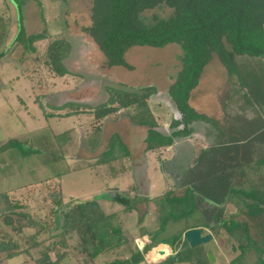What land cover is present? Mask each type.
I'll list each match as a JSON object with an SVG mask.
<instances>
[{
    "label": "rangeland",
    "instance_id": "obj_1",
    "mask_svg": "<svg viewBox=\"0 0 264 264\" xmlns=\"http://www.w3.org/2000/svg\"><path fill=\"white\" fill-rule=\"evenodd\" d=\"M10 1L8 7L4 0H0V51L9 49L0 59V193L7 192L11 195L10 199L29 203L30 215L46 226H50L51 219L45 217L46 203L42 199L50 189H60L66 206L73 202L96 200L102 210L109 213L119 211L126 205L130 209L121 216L122 227L140 251L148 243L146 234L156 228L153 206L148 199L163 195L166 191L180 196L189 179L195 183L191 186L199 200L190 216L168 222L158 235L159 240L167 242L179 235L183 239L184 230L196 226L203 230V234H208L205 227L214 224L213 214L218 207H222L226 221L233 219L245 223L257 247L264 248V216L250 220L234 205H220L228 195L241 203L239 191H245L262 197L264 207V127L257 129L255 119L247 118L252 116L249 111L244 112L243 109L240 112V116L245 114L247 120L241 118L236 121L238 141L231 142V138L224 135L230 140L229 143L203 154L205 166L201 168V164H198L192 174L188 172L180 179L173 176L172 181L164 174L168 170L164 169L163 172L158 163L171 156L172 150H158L156 157L154 153H149L146 176L150 187L146 193L144 182H140L142 176L133 177L126 160L120 162L116 167L118 170L114 172L96 164L109 137L115 133L131 147L132 156L139 165L146 128L130 124V110H119L102 120L100 143L92 150L85 144L91 119L83 113L90 110L88 107L107 100L105 88L140 93L142 88L154 86L156 92L149 97L148 107L154 120L166 125L172 114L164 106L168 105L165 92L178 71L176 57L179 49L175 45L162 50L133 48L125 54V62L131 70L108 67L103 54L83 30L91 24V0H41L40 6L29 0ZM16 6H19V10ZM153 13L165 16L168 11L153 10L146 12V15ZM19 26L27 35L45 32L50 37L63 36L70 43L69 55L63 61L68 71L66 76L58 79L43 66L27 61L35 54L25 52L21 43L14 42ZM44 43L37 45V52L42 51ZM240 59L238 65L240 63L239 67L243 69H239V72L249 75L248 79L253 80V93L261 94L262 88L255 81L261 76L257 61L245 57ZM220 69L215 63L209 64L191 98L192 106L199 113L214 120L218 118L217 109L220 111L217 104L223 103L226 94L232 90ZM29 75L33 77L31 80L27 77ZM70 103L81 106L77 111L82 113L77 117H57L71 110L65 107ZM241 103L238 102V105ZM83 106L87 108L84 110ZM247 134L250 137L246 139ZM199 137L202 136L198 134L191 140L196 151L204 145ZM12 141H16L17 146L4 147V144ZM134 179L139 184L138 190H133ZM9 231L0 220V235L9 234ZM208 231L212 240L204 247L213 257L212 264L255 263L258 254L256 246L240 256L222 229L218 230L217 235ZM34 232L33 229H24L26 234ZM50 235L42 231L37 236L42 247L54 243ZM152 248L146 251L144 258L147 263L156 264L161 255L149 257L148 252L156 249V246ZM62 252L63 249L56 244L51 257L54 259ZM38 254L39 250L33 249L30 255L22 254L1 264H34L33 259ZM60 264L77 263L68 256Z\"/></svg>",
    "mask_w": 264,
    "mask_h": 264
},
{
    "label": "trees",
    "instance_id": "obj_2",
    "mask_svg": "<svg viewBox=\"0 0 264 264\" xmlns=\"http://www.w3.org/2000/svg\"><path fill=\"white\" fill-rule=\"evenodd\" d=\"M29 1L40 6L41 0ZM4 2L7 5L11 1ZM16 7L19 10V6ZM164 9L168 11L165 16L157 13L146 15V12ZM90 22V26L83 30L103 54L108 67L131 70L125 62V54L133 48L160 50L175 45L179 49L176 57L178 71L165 92L177 115V118L170 120V134L161 131L159 120H154L148 107V99L155 93V87H144L140 93L105 88L107 100L88 107L90 110L83 113L91 119L85 144L92 150L100 143L102 120L122 109L130 110L131 124L147 128L146 150H160L170 146L174 140L191 136L203 122L209 123L217 131L213 120L200 115L189 105L190 93L198 86L205 66L213 57L226 72L231 94L245 90H249V94L253 93V80H249L246 73L239 72L243 68L239 67L238 58L257 61L261 76L255 81L260 87L264 86V0H91ZM43 41L42 51L37 52V45ZM14 42L21 43L25 52L35 54L27 61L43 66L51 76L60 79L68 74L63 61L69 55L71 45L63 36L50 37L45 32L27 35L19 26ZM5 49L0 51V59L9 50ZM27 77L30 80L33 78L30 75ZM244 92L241 96L244 106L253 107V102H257L263 109L264 94L258 92L255 100H251ZM225 100L226 104L229 103V99ZM65 107L71 110L57 117H77L82 113L77 111L81 107L78 104L70 103ZM83 108L85 110L87 106ZM15 146L16 141L4 144L6 148ZM209 150L199 151L195 162L199 163ZM127 159V149L114 133L99 154L96 164L114 172L118 170V164ZM195 192L193 186H188L180 196L166 191L163 195L148 199L153 206L156 228L146 234L148 243L140 251L122 227L121 216L130 209L126 205L119 211L109 213H105L96 200L73 202L66 206L60 189H50L42 199L46 203L45 217L51 219L50 226H46L30 215L29 203L12 200L9 193L2 192L0 220L9 228L10 235H0V264L22 254L30 255L33 249L39 250L37 258L33 259L34 264H60L68 256L77 264H141L146 251L159 244L168 245L173 252L161 263L210 264L204 245L190 248L180 235L167 242L158 239L168 222H176L192 214L199 200ZM239 193L241 203L228 195L220 205H234L250 220L264 216L262 197L245 191ZM223 211L224 208L218 207L212 218L214 224L206 228L214 235L222 229L240 256L255 249L257 243L252 239L248 226L233 219L226 221ZM24 229H33L35 232L26 234ZM42 231L51 234L55 240L53 244L42 247V243L37 240ZM56 244L60 245L63 252L53 259L51 254ZM256 250L258 254L254 264H264V248L257 247ZM159 252L161 256L167 254L168 248L158 246L150 252L149 257L160 256Z\"/></svg>",
    "mask_w": 264,
    "mask_h": 264
},
{
    "label": "crops",
    "instance_id": "obj_3",
    "mask_svg": "<svg viewBox=\"0 0 264 264\" xmlns=\"http://www.w3.org/2000/svg\"><path fill=\"white\" fill-rule=\"evenodd\" d=\"M152 50H154V49H152ZM160 50H162V49H160ZM127 53L128 52H126V54ZM239 60H241V59L238 58L237 59V63L239 62ZM212 63H215L219 67V69L221 68L223 70V73L225 74L226 80H227V75H226L225 70L221 67L220 63L217 61V59L215 57H213L211 59V61L205 66V68L209 64H212ZM205 68H204V70H205ZM204 70H203V73H204ZM222 70H221V72H222ZM203 73L201 75H203ZM223 73L221 74V76L223 75ZM200 80H201V78L199 79V82H200ZM198 85H199V83H198ZM261 88H262L261 94H264V86L261 87ZM192 92L190 93L189 105L197 113H199L197 111V109L195 107H193L192 104H191ZM243 92L239 91L238 92L239 95H238V94H231V91H230L229 93L226 94V97L223 99V103L220 102L219 104H217V106H219V109H220V111H218V109H217V113H218L217 120L218 121L214 120V118L206 116L205 114H203L201 112L199 113L200 115L206 117L207 119L213 120L216 123L217 127H218L217 131L214 129V127L212 125H209V123L207 124V123L203 122V123H200L198 125V127L195 129V132L193 134H191V136H188V137H186V138H184L182 140H174L173 143L170 146L162 148V149L169 148V149L172 150V155L171 156H169L167 158H164L165 160L161 159V160L158 161V163L160 165V168H161V170H163V172L165 171L164 169L168 170V173L164 172V174L167 175V177L171 178L172 181H174L173 180L174 179L173 176L176 177V179H178V178L180 179V178L184 177L185 175H187L188 172L191 173L192 170L194 168H196V166H198V164H201V168H203L205 166V162L203 161V158H202V160L199 163L195 162L199 151H204L206 149H208V150L209 149H216L218 147L222 148L226 144H228L229 143L228 141H230V140H231V142L238 141L237 139H239V136H237V132H236V121L241 119V118L246 119V115L245 114L240 116V112L243 111V109H244V112L247 110V111H249V113L252 114V116H247V118L249 117L250 118L249 120H252L253 118L255 119L256 124L258 125V128H257L258 130H260L262 127H264V109H262V107H259L257 102H253V107L252 106H250V107L244 106L243 105V100L241 98V96H243ZM245 92H247V91L245 90ZM247 94L250 96L251 100H255V98H256L255 96L258 95V92H256V94L255 93L249 94V90H248ZM167 99L168 100H166L167 101L166 103L168 105L164 104V106L167 108V110H169V113H170L171 110H170L169 107H170L171 104H170L169 98H167ZM225 99H227V100L229 99V103L226 104L225 103L226 102ZM240 101L242 103L240 105H238V102H240ZM257 113H259V115ZM171 114H172V112H171ZM262 119H263V121H262ZM170 120H169V122L166 125H161V131L164 134H166V135H169L170 132H171L168 129V126L170 124ZM133 126L139 127V126H136V125H133ZM143 128H145V127H143ZM146 134H147V128L145 129V136L142 139L143 148H142L141 153H139L140 154V157L138 159L139 163H140L139 165H138V163H136L137 161H135L137 159L132 156L133 152H132L131 147H129L127 145V143H125L123 141L121 136H119L118 134L117 135L119 136L121 142L125 145V147L127 149L128 159L126 161H127L128 165L130 167L129 169L132 170L133 177H135L137 175L138 176H142L141 179H140V182L141 181L144 182V185L146 187V193H147L149 191V187H150L148 179H147V176H146L147 167H148V161H147L148 159H147V157H148L149 153H154L155 157H156V151H158V150H146V143H145ZM198 134H200L202 136V137H199V139L204 143V145L201 146L198 151H196L195 150L196 147L191 143V140L193 139L194 136H196ZM224 135H226V137L229 136L228 138H231V139L228 140V138L227 139L224 138ZM236 137H237V139H236ZM245 137L247 139L248 137H250V135L247 134V136H245ZM233 139H236V140H233ZM183 140H186V141L183 142ZM182 170H183V172H182ZM188 181H190V182H189V184H186L187 182L184 184L183 191H184V189L186 187L191 186V184L195 185V183H193L192 180L188 179ZM134 189L135 190L139 189V184L136 182L135 179H134ZM149 199H151V198H149ZM192 228H198V226L187 228L184 231H186L188 229H192ZM207 229L208 228H206V231L209 233V231ZM158 246H165V247L168 248V253L166 255L160 257V259H158L156 261V264H161V262L163 260H165L166 257L172 255L173 252H172V249L168 245L159 244V245L156 246V248ZM206 252H208V251L206 250ZM148 253L150 254V252H148ZM159 253L161 255V252H159ZM152 262H155V261H152ZM212 263H213V261H212ZM141 264H154V263H147L145 258H144V262L141 263Z\"/></svg>",
    "mask_w": 264,
    "mask_h": 264
},
{
    "label": "water",
    "instance_id": "obj_4",
    "mask_svg": "<svg viewBox=\"0 0 264 264\" xmlns=\"http://www.w3.org/2000/svg\"><path fill=\"white\" fill-rule=\"evenodd\" d=\"M183 239L190 248L197 247L199 245L207 244L211 241L212 236L208 234H203L201 228H192L183 232ZM207 258L210 263L213 261L211 253H207Z\"/></svg>",
    "mask_w": 264,
    "mask_h": 264
},
{
    "label": "flooded vegetation",
    "instance_id": "obj_5",
    "mask_svg": "<svg viewBox=\"0 0 264 264\" xmlns=\"http://www.w3.org/2000/svg\"><path fill=\"white\" fill-rule=\"evenodd\" d=\"M170 110H171V112H172V118H177V115H176V112L175 113H173V111H174V109H173V106H172V104L170 105ZM174 114V115H173ZM182 172H183V170H182Z\"/></svg>",
    "mask_w": 264,
    "mask_h": 264
},
{
    "label": "built area",
    "instance_id": "obj_6",
    "mask_svg": "<svg viewBox=\"0 0 264 264\" xmlns=\"http://www.w3.org/2000/svg\"><path fill=\"white\" fill-rule=\"evenodd\" d=\"M137 245V244H136ZM138 247V246H137ZM138 249H139V247H138ZM160 257H162V256H160Z\"/></svg>",
    "mask_w": 264,
    "mask_h": 264
}]
</instances>
